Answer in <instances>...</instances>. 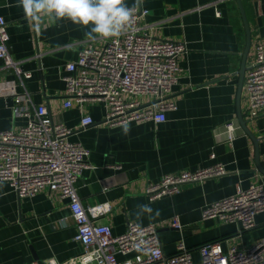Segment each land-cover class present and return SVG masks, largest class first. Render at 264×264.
I'll list each match as a JSON object with an SVG mask.
<instances>
[{
	"label": "crops",
	"instance_id": "0c3cea01",
	"mask_svg": "<svg viewBox=\"0 0 264 264\" xmlns=\"http://www.w3.org/2000/svg\"><path fill=\"white\" fill-rule=\"evenodd\" d=\"M148 10L144 23L155 40L185 41L187 51L179 58L180 78L172 86L169 99L175 108L165 112L166 119L127 122L110 126L104 122L103 102L86 100L63 107L62 74L65 65L78 58L90 41L101 47L107 40H90L87 28L68 19L51 23L28 18L19 0H0V15L7 24L11 57L31 74L25 88L35 105L44 104L53 121L74 129L70 141H78L90 151L89 162L77 180V191L84 206L109 203L112 208L95 220L110 226L112 234L125 231L128 221L141 226L156 224L162 250L175 253L182 238L200 264L198 247L204 242H220L223 249L248 248L264 239V211L254 214V225L238 230L219 218L204 219L202 208L234 193L237 187L260 182L264 177L254 167V150L241 130L235 115L236 70L244 47L243 25L235 0H125ZM249 27L250 47L264 42V0H240ZM215 7L220 15L215 14ZM245 62V63H246ZM13 70L3 68L0 80H17ZM17 91L22 86L17 84ZM239 111L246 128L257 140L260 165L264 156V111L250 117L247 96L241 86ZM154 98L144 96L143 103ZM11 97L0 96V131L16 129L27 122L11 111ZM91 115L94 122L81 127L80 119ZM232 123L233 139L228 145L224 125ZM127 128V131L125 130ZM216 162L226 165L227 173L204 181L182 184L179 191L150 199L149 183L166 173L195 170ZM148 205L151 213L141 211ZM159 215L156 216V211ZM137 213H140L139 218ZM178 216L181 229L171 226ZM154 217V218H152ZM69 201L58 191L44 188L34 196L18 197L7 182H0V264H38L53 260L64 262L76 257L82 246L75 239Z\"/></svg>",
	"mask_w": 264,
	"mask_h": 264
},
{
	"label": "built area",
	"instance_id": "2783aa9c",
	"mask_svg": "<svg viewBox=\"0 0 264 264\" xmlns=\"http://www.w3.org/2000/svg\"><path fill=\"white\" fill-rule=\"evenodd\" d=\"M148 10L136 5L134 28L120 37L109 38L97 47L90 41L78 54V59L65 65L62 79L67 100L63 107L78 102L97 100L104 104V122L110 126L127 122L160 123L165 112L175 108L169 99L180 78L179 58L186 53L185 41L155 40L147 31L144 17ZM215 7V14L220 15ZM7 24L0 15V58L3 68L13 70L17 80H0V96L11 97V111L15 117H25L27 122L16 129L0 131V182H7L18 197L34 196L41 189L58 191L69 201L75 239L82 246L76 257L56 263L44 264H194L192 252L180 238L175 253L162 250L156 224L141 226L128 221L125 231L112 234L107 224L97 223L98 216L110 211L109 203L84 206L77 191V180L82 171L93 167L89 162L90 151L78 141H70L74 129L53 121L44 104L35 105L25 88L24 80L31 74L22 70L8 47ZM242 86L247 96V114L252 117L264 111V42L253 47L245 63ZM22 90L17 91V84ZM144 96L154 98L143 103ZM91 115L80 119V126L93 123ZM232 123L224 125L226 142L233 139ZM264 150V149H263ZM264 168V156L262 160ZM227 173L222 162L166 173L146 188L150 199L177 193L182 184L201 182ZM264 211V185L260 182L237 187L234 193L206 204L201 210L204 219L219 218L233 223L238 230L253 227V217ZM171 226L180 230L178 216ZM200 264H264V239L260 238L248 248L223 249L220 242H204L198 247ZM31 264H38L33 262Z\"/></svg>",
	"mask_w": 264,
	"mask_h": 264
},
{
	"label": "clouds",
	"instance_id": "9594fccd",
	"mask_svg": "<svg viewBox=\"0 0 264 264\" xmlns=\"http://www.w3.org/2000/svg\"><path fill=\"white\" fill-rule=\"evenodd\" d=\"M18 6L28 18L37 22L47 17L51 23L68 19L81 25L88 29L85 36L90 40L117 38L134 28L136 5L129 7L125 0H19ZM138 207L143 212H152L148 205ZM139 215L137 213L138 218ZM155 215H159V210Z\"/></svg>",
	"mask_w": 264,
	"mask_h": 264
},
{
	"label": "water",
	"instance_id": "95a60500",
	"mask_svg": "<svg viewBox=\"0 0 264 264\" xmlns=\"http://www.w3.org/2000/svg\"><path fill=\"white\" fill-rule=\"evenodd\" d=\"M236 3V7H238V11H239V16L241 19V25H243V32H244V47L243 50L241 52V56H240V64L238 69L236 70V75H237V83H236V90H235V115H236V119H237V123L239 125V127L241 128V130L243 132H245V134L248 136V138L250 139L251 143L253 144V150H254V156H253V161H254V167L256 168V170L264 177V168H262V166L259 163L258 160V155H257V150H256V143L257 140L254 137L253 134H251V132L248 131V129L246 128L245 125V121L242 118V114H240L239 111V104H238V100H239V92L242 86V75L243 72L245 70V58L247 56L249 47H250V43H249V36H250V31H249V27L246 23V19H245V15H244V10L243 7H241L240 4V0H235Z\"/></svg>",
	"mask_w": 264,
	"mask_h": 264
}]
</instances>
